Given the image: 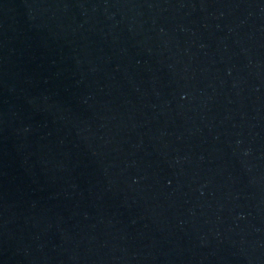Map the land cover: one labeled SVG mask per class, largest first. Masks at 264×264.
Here are the masks:
<instances>
[{
    "label": "water",
    "instance_id": "obj_1",
    "mask_svg": "<svg viewBox=\"0 0 264 264\" xmlns=\"http://www.w3.org/2000/svg\"><path fill=\"white\" fill-rule=\"evenodd\" d=\"M0 264H264V0H0Z\"/></svg>",
    "mask_w": 264,
    "mask_h": 264
}]
</instances>
